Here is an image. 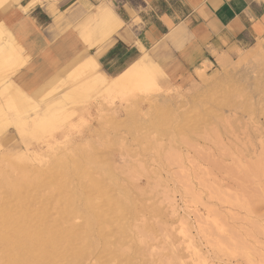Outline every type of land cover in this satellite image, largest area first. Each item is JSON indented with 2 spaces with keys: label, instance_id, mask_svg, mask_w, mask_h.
Listing matches in <instances>:
<instances>
[{
  "label": "rangeland",
  "instance_id": "obj_1",
  "mask_svg": "<svg viewBox=\"0 0 264 264\" xmlns=\"http://www.w3.org/2000/svg\"><path fill=\"white\" fill-rule=\"evenodd\" d=\"M26 61H0L2 180L14 186L26 174L64 207L121 194L133 241L143 243L136 249H145L133 264H264V42L217 57L207 71L201 65L180 85L160 80L159 70L158 90L107 93L104 78L72 98L96 69L74 80L79 67L31 95L12 81ZM53 113L70 117L31 136L35 120ZM93 254L83 264L97 263Z\"/></svg>",
  "mask_w": 264,
  "mask_h": 264
},
{
  "label": "crops",
  "instance_id": "obj_2",
  "mask_svg": "<svg viewBox=\"0 0 264 264\" xmlns=\"http://www.w3.org/2000/svg\"><path fill=\"white\" fill-rule=\"evenodd\" d=\"M28 2L0 0V26L27 59L12 81L31 95L86 58L108 81L146 59L180 85L201 65L264 42V0H39L22 10Z\"/></svg>",
  "mask_w": 264,
  "mask_h": 264
},
{
  "label": "bare ground",
  "instance_id": "obj_3",
  "mask_svg": "<svg viewBox=\"0 0 264 264\" xmlns=\"http://www.w3.org/2000/svg\"><path fill=\"white\" fill-rule=\"evenodd\" d=\"M37 3L39 4V0H29L22 7V10H27L28 7ZM1 29L4 33L8 34L5 29L2 27ZM1 40L0 61L2 59L23 56L22 49L16 44L10 34L5 39L3 37L0 38ZM97 66L94 59H84L80 68L75 71L74 80H77L81 76H87L97 69ZM158 72L159 69L150 65L146 59L139 60L122 74L107 81L106 92L121 94L132 90H139V92L158 90L159 84L155 78ZM89 79L90 81L87 85H78L73 88L69 96L71 98L80 97L89 91L90 88L88 87H91V85L101 84V82L106 81L99 75H94ZM1 82L2 80H0ZM69 117L53 113L48 120H44L43 118L35 120L37 126L35 127V131L31 133V136L47 130L49 132V130L56 128L55 124L61 123L62 119L66 121ZM15 127L20 134L26 132L23 126L17 125ZM26 152L29 153L28 151ZM32 156L35 157L34 155ZM0 164L2 163L0 162ZM6 164L8 165V163ZM55 165L57 167V164ZM53 167L51 170L46 169L47 167L44 170L43 168L42 170L39 169V176L44 178L48 175V171H57V168ZM4 169L5 171L7 170L6 168ZM10 169L12 168L10 167ZM10 169L8 170L9 177L7 179L11 177ZM253 172L256 173L257 171ZM22 175L25 177L19 175L21 177L19 180L15 178L18 181L14 180L16 181L14 182V186L10 183V180L9 182L8 180H2V177V179L0 178V264H83L86 258L88 259L89 256L94 255L93 253L98 255L97 263L95 261V264H133L134 260L138 259L135 255L138 252L140 255L145 250H142L140 253L139 249H136L138 245L136 246L137 243L135 241L139 239L140 243L136 242L138 244L142 242L138 237L133 241V235L130 233V229H128L129 225L127 226V218H131L129 215L133 216L131 203L129 200L123 198L121 194H119L117 199L107 196L101 202L92 199V194H89L79 207H64L59 194L49 192L45 197H42V189H40L37 181L30 180L26 174ZM123 195L127 194L123 192ZM51 212H55V218H51ZM71 214L82 216V222L77 225L69 222L67 217ZM142 229L140 228L138 231ZM137 234L139 233L137 232ZM134 256L137 259H134ZM202 264H205V262H202Z\"/></svg>",
  "mask_w": 264,
  "mask_h": 264
}]
</instances>
